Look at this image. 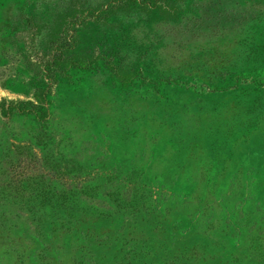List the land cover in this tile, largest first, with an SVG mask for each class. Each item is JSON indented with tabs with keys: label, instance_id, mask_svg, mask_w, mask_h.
Masks as SVG:
<instances>
[{
	"label": "rangeland",
	"instance_id": "obj_1",
	"mask_svg": "<svg viewBox=\"0 0 264 264\" xmlns=\"http://www.w3.org/2000/svg\"><path fill=\"white\" fill-rule=\"evenodd\" d=\"M111 1L0 0V102L96 59L0 110V264H264V0Z\"/></svg>",
	"mask_w": 264,
	"mask_h": 264
},
{
	"label": "trees",
	"instance_id": "obj_2",
	"mask_svg": "<svg viewBox=\"0 0 264 264\" xmlns=\"http://www.w3.org/2000/svg\"><path fill=\"white\" fill-rule=\"evenodd\" d=\"M120 0H114L108 3L107 7L102 8L99 10V17L101 15H107L111 10L114 9V7L117 6V2ZM131 2H137L140 0H130ZM142 5H145L147 7H151L148 4L152 3L155 5L156 1L155 0H150V3H148L146 0L144 2L140 1L139 2ZM55 43V49L49 55V58L46 60V64L44 66V69L46 71L45 77L48 79V82L37 92L36 94V102H10L9 104L0 102V110L1 113L4 116H10L15 113L22 114V115H27V114H32L36 119L40 121L46 120V118L49 116V106H48V94L51 92V88L53 83L56 81L57 76L60 73H64L67 71L70 66L76 65L78 62L74 60V57L71 53L73 47L75 46L74 40H71V43H68L67 45L64 39L58 38L56 39ZM73 41V42H72ZM57 51V52H56ZM96 61L94 60H89L88 63H93ZM88 63L86 60H81V62L78 63V66L80 67H86L88 66ZM117 74L121 78V83L123 85H126L130 82L132 77L135 75V72L133 70H117Z\"/></svg>",
	"mask_w": 264,
	"mask_h": 264
}]
</instances>
